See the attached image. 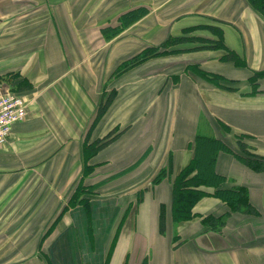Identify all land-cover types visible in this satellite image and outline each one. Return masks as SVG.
<instances>
[{"label":"crops","instance_id":"0c3cea01","mask_svg":"<svg viewBox=\"0 0 264 264\" xmlns=\"http://www.w3.org/2000/svg\"><path fill=\"white\" fill-rule=\"evenodd\" d=\"M21 88L28 116L0 146V264H264V171L236 156L244 138L264 157V13L250 0H0V91ZM197 136L233 151L213 172L257 210L221 231L202 222L230 211L214 184L192 219L173 218Z\"/></svg>","mask_w":264,"mask_h":264},{"label":"trees","instance_id":"16d2710c","mask_svg":"<svg viewBox=\"0 0 264 264\" xmlns=\"http://www.w3.org/2000/svg\"><path fill=\"white\" fill-rule=\"evenodd\" d=\"M258 10L264 13L263 1L264 0H250ZM146 9L139 7L132 12L145 13ZM131 12V11H130ZM129 13V12H128ZM125 16L122 15L121 17ZM188 38H176L175 41H180ZM190 39V38H189ZM221 39L217 41L220 43ZM152 50H146L136 56L133 61H141L149 57ZM228 60L238 61L239 55L232 51L227 50L224 55ZM23 88V87H22ZM17 89L15 93L25 94L23 90ZM26 95V94H25ZM111 97L102 103L98 109L96 118H99L107 109L110 103ZM119 134L113 135L110 133L104 137L97 148H103L113 141ZM239 153H236L238 159L242 160L249 168L256 171H264V157L255 152L252 145H250L244 138L238 140ZM196 156L190 162L186 168L180 173V175L174 181L173 188V218L175 221H187L192 219V208L194 204L208 192L200 188L201 185L214 184V194L219 195L227 203L230 211L223 214L210 213L203 217L202 222L209 226L214 231H221L226 223V218L233 211H243L247 213H257L255 207L249 202L247 192L240 188H225L223 187L224 178L214 173L213 164L220 149L233 152L227 145H223L219 140L206 138L203 136H197L195 139ZM91 149H94V144H91ZM201 151L205 154L201 155ZM200 152V155H199ZM165 170H162L155 178V182H158L164 176ZM164 217L161 219V229H164Z\"/></svg>","mask_w":264,"mask_h":264},{"label":"built area","instance_id":"2783aa9c","mask_svg":"<svg viewBox=\"0 0 264 264\" xmlns=\"http://www.w3.org/2000/svg\"><path fill=\"white\" fill-rule=\"evenodd\" d=\"M27 116L28 101L25 94L0 91V146L9 141L13 125Z\"/></svg>","mask_w":264,"mask_h":264},{"label":"rangeland","instance_id":"374dc122","mask_svg":"<svg viewBox=\"0 0 264 264\" xmlns=\"http://www.w3.org/2000/svg\"><path fill=\"white\" fill-rule=\"evenodd\" d=\"M0 239H2V235L0 236ZM5 261H6L5 259H0V263H3Z\"/></svg>","mask_w":264,"mask_h":264}]
</instances>
